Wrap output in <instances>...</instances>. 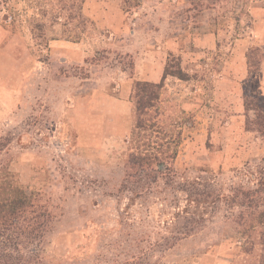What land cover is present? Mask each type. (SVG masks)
Here are the masks:
<instances>
[{"label":"rangeland","instance_id":"1","mask_svg":"<svg viewBox=\"0 0 264 264\" xmlns=\"http://www.w3.org/2000/svg\"><path fill=\"white\" fill-rule=\"evenodd\" d=\"M180 1L144 0L124 12L123 0H8L19 14L20 24L12 28L0 0V167L13 172L38 209L48 212L28 223L33 231L23 251L35 250L31 264L37 255L45 264H232L241 242L238 221L250 210L245 206L264 196V141L256 132L241 137L245 112L230 106L245 81L231 77L232 48L238 37L264 48V0L217 2L216 26L231 33H220L215 50L197 52L187 80H164L158 107L166 140L179 138L175 175L159 178L130 209V192L120 190L132 116L121 119L125 130H117L106 104H87L83 111L70 106L81 90L109 93L123 77L138 79L136 62L156 59L160 50L164 62L180 60L166 47L174 36L180 41L181 21L190 15L180 10ZM201 1L186 3L198 11L206 4ZM85 17L92 24L83 31ZM36 19L42 28L35 27ZM42 34L48 49L40 46ZM50 44H56L54 55ZM73 50L84 51L78 63L65 56ZM255 74L248 87L258 95L264 84ZM70 113L81 117L79 125L67 122ZM232 115L240 116L238 123L222 128ZM159 135L154 132L152 141H165ZM227 145L229 155L245 148V157L225 160L219 151ZM187 181L216 192L220 201L187 207L202 217L173 222L171 212L185 207L178 188ZM43 219L47 227L38 237L35 224ZM186 227L194 230L168 246Z\"/></svg>","mask_w":264,"mask_h":264},{"label":"trees","instance_id":"2","mask_svg":"<svg viewBox=\"0 0 264 264\" xmlns=\"http://www.w3.org/2000/svg\"><path fill=\"white\" fill-rule=\"evenodd\" d=\"M124 12L133 8H139L144 0H123ZM211 3H217L221 0H208ZM6 7L4 11L10 14L8 26L17 27L18 12L8 5V0H4ZM74 7V4L72 5ZM46 11H43L45 15ZM53 15V14H52ZM73 18V13H70ZM56 18V16L54 17ZM86 25L92 24L89 18H83ZM36 28L39 26L38 19L33 20ZM35 38V35H34ZM36 38H39L36 36ZM77 37L76 39H78ZM41 39V38H40ZM40 46L48 49V38L42 34ZM76 41V40H74ZM246 63L248 68V77L244 81L242 101L245 112V129L256 132L264 141V96L253 95L249 90V79L257 73L264 63V48L251 45L246 54ZM173 58V57H172ZM167 59L164 65L162 77L158 82L134 79L132 82L130 101L132 102V128L130 135V147L126 154L127 171L121 184V190L130 192L127 197L128 203L126 210L130 209L133 199L143 197V194L151 192V186L156 184L161 177H167L172 180L175 175L174 160L177 155L178 140H166L168 137L166 124L162 120V111L159 109L161 94L164 88V80L167 76H175L181 80H187L189 74L181 67L180 60L175 61ZM252 112L253 117L250 116ZM154 132L163 133L158 136L165 141H152ZM169 185V184H168ZM194 181H187L186 186H180L179 192L184 195L181 199L185 202L182 210L177 208L171 212L172 217L177 221L180 217L189 216L191 219L201 218L202 215L196 211L186 209L195 206L213 205L220 201V195L209 189L200 188ZM144 198V197H143ZM165 200V199H164ZM143 205V203H142ZM140 204V206H142ZM244 206V204H241ZM246 218L242 215L240 229L237 234L241 238L239 250L235 253L232 264H264V196L260 201L246 204ZM166 213H170L167 210ZM189 214V215H187ZM33 215V216H29ZM44 218L48 212L38 209V205L32 200L31 191H27L18 180L15 174L10 172L6 166L0 167V264H31V253L35 251H23L24 244L31 238V230L28 223L37 217ZM188 218V219H189ZM245 218V219H244ZM46 220L37 221L34 230L38 231L37 236L42 237L45 231ZM198 223V221H197ZM187 227L183 231H176L170 238L168 246L180 239V234L186 235L193 231ZM8 247H12L13 252H9ZM36 253V252H35ZM236 256L240 258L234 260ZM37 264H45L37 255Z\"/></svg>","mask_w":264,"mask_h":264},{"label":"crops","instance_id":"3","mask_svg":"<svg viewBox=\"0 0 264 264\" xmlns=\"http://www.w3.org/2000/svg\"><path fill=\"white\" fill-rule=\"evenodd\" d=\"M206 2L205 5H202L201 9L198 11L194 9L192 6L188 5L187 0L180 1V10H183V12L188 13L189 16L187 18H183L180 25V41L174 36V39L171 38L169 43L167 44V48L171 49V51L175 52L176 54H180V64L181 67L187 72L191 70L194 63H196V55L197 52H208L212 49L217 48V42L220 39V33L229 32V29H223L220 26H216V23L218 22L216 19L217 16V3H210L208 0H202L201 2ZM204 2V3H205ZM198 12L199 20L196 18H193V13ZM191 16V17H190ZM192 21V23H191ZM217 21V22H216ZM191 23V24H190ZM231 35V34H230ZM242 36V35H241ZM255 36H259L257 33ZM234 45L232 48L233 53H235V59L234 64L231 68V77L234 79L239 80H245L248 77V68L246 63V52L248 48L250 47V37H238L234 39ZM75 45H78L74 43ZM223 43H221L222 46ZM56 44H50V51L52 54H56L57 48L55 46ZM84 51L82 50H73L71 52L65 51V56L70 58L72 62L78 63L82 57H83ZM158 58H151L147 57L145 61L143 62H136V67L139 69V73L141 76H138V79L140 80H146V81H152V82H158L160 81L164 69V57L162 55V50L159 51ZM262 71V72H261ZM258 72H261L260 74H257V77L259 80H261V83L264 84V63L261 65V68ZM255 74V76H256ZM254 76V75H253ZM181 80V79H180ZM118 84V88H113L117 90H110L109 93H104L105 91L102 90H90L89 93H86V90L80 91V96L74 97V99L71 101L70 106H72L73 110H85V105L89 104V107L93 109V107L97 108L101 107L104 108V105L110 109L111 119L114 121V125L117 128V130L121 129L122 127H127V124L125 126H121V123L126 122H120L123 118L125 119L130 118L132 116V102L130 101V92L132 87V81L127 79L126 77H123L119 80V82H116ZM264 88H261V90H257L258 95L264 96ZM6 93L11 94V91L13 90H4ZM242 92L241 90H238L234 97L236 98L235 102H232V107L236 109V113L239 114L240 112H244L243 107V101H242ZM69 105V104H68ZM84 109H83V107ZM100 108V109H102ZM67 122L74 126L79 125L80 123L77 122L78 119L81 117L74 114H68L66 116ZM240 116H231L230 120H226L223 123L222 128H225L226 126L232 127L234 120L237 122V118ZM238 123V122H237ZM252 131H244L242 132L241 137H246V135H250ZM235 140V138H234ZM233 138L227 140V144L234 141ZM221 154V157L229 158L230 160L236 159V158H242L245 157V148L239 147V149H234V153L228 154L229 147H224L221 151H219Z\"/></svg>","mask_w":264,"mask_h":264}]
</instances>
